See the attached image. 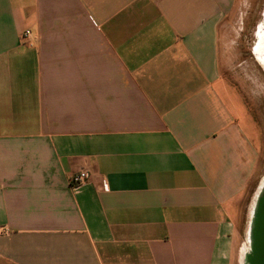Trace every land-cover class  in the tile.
<instances>
[{
  "label": "crops",
  "instance_id": "crops-1",
  "mask_svg": "<svg viewBox=\"0 0 264 264\" xmlns=\"http://www.w3.org/2000/svg\"><path fill=\"white\" fill-rule=\"evenodd\" d=\"M248 3L0 0V264H234L264 129L222 23Z\"/></svg>",
  "mask_w": 264,
  "mask_h": 264
},
{
  "label": "rangeland",
  "instance_id": "rangeland-1",
  "mask_svg": "<svg viewBox=\"0 0 264 264\" xmlns=\"http://www.w3.org/2000/svg\"><path fill=\"white\" fill-rule=\"evenodd\" d=\"M248 2L222 23V72L240 89L264 129V0ZM258 174L239 208L234 264H247V255L252 252L249 232L256 199L264 186V145Z\"/></svg>",
  "mask_w": 264,
  "mask_h": 264
},
{
  "label": "bare ground",
  "instance_id": "bare-ground-1",
  "mask_svg": "<svg viewBox=\"0 0 264 264\" xmlns=\"http://www.w3.org/2000/svg\"><path fill=\"white\" fill-rule=\"evenodd\" d=\"M256 200L258 205L254 215H252L250 232H249L252 241V252L247 255V260H246L247 264H255L260 260L263 261L264 263V248H263L264 231L259 229V227H262V224L259 221V211H260V205L261 204L264 205V186L262 187Z\"/></svg>",
  "mask_w": 264,
  "mask_h": 264
},
{
  "label": "built area",
  "instance_id": "built-area-1",
  "mask_svg": "<svg viewBox=\"0 0 264 264\" xmlns=\"http://www.w3.org/2000/svg\"><path fill=\"white\" fill-rule=\"evenodd\" d=\"M30 36H31V31L30 30H25L24 33L22 34V41L25 43L30 42ZM90 177V173L88 171H80L76 174H74L70 178V183L72 187L76 188L81 186L82 184L86 183Z\"/></svg>",
  "mask_w": 264,
  "mask_h": 264
},
{
  "label": "water",
  "instance_id": "water-1",
  "mask_svg": "<svg viewBox=\"0 0 264 264\" xmlns=\"http://www.w3.org/2000/svg\"><path fill=\"white\" fill-rule=\"evenodd\" d=\"M259 221L262 224V227H259V229L264 231V205H262V204L260 205ZM256 264H264V263H263V261L260 260Z\"/></svg>",
  "mask_w": 264,
  "mask_h": 264
}]
</instances>
